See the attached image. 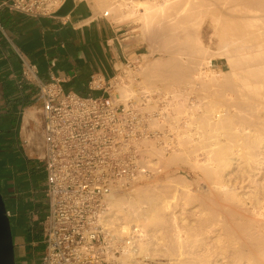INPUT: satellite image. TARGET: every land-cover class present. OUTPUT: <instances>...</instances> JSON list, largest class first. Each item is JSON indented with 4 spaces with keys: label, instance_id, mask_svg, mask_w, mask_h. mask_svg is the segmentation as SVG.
I'll use <instances>...</instances> for the list:
<instances>
[{
    "label": "bare ground",
    "instance_id": "1",
    "mask_svg": "<svg viewBox=\"0 0 264 264\" xmlns=\"http://www.w3.org/2000/svg\"><path fill=\"white\" fill-rule=\"evenodd\" d=\"M136 1L137 3L134 0H98L97 2L107 7V12L115 15L117 19L133 18V20L142 22L145 28L160 24L164 16H168L166 21L172 25L174 30L187 27L194 30L192 27H195V24L201 27V29L198 26V28L195 27L194 31L197 35L191 41V44L197 47L196 52H189L188 63L180 65L185 68V72H181L180 68L176 71L179 72L178 78L186 79L191 89L195 86L203 90L212 89L214 95L210 100L206 96L208 100L205 98L207 101L204 103L202 100L203 106L199 114L189 111L185 118V116L181 117V112L179 114L176 112L177 115L174 116H180L177 119L174 117L175 120L172 118V127L175 126L173 129L176 128L178 131L181 129L179 136L181 137L182 134V139L180 138L179 144L185 146L175 147L177 149L171 152L174 156L170 157H177L180 152L185 153L184 150L192 154L197 152L198 157L195 156L198 158H196L197 164L199 161L202 164V167L198 166L203 168V165H206L204 167L207 170L205 168L204 170L207 175L202 172L205 174L204 178L207 179L205 176L210 177L208 181L211 182V186L209 185L211 194L209 191L208 193L212 196V201L208 195L200 197L203 201L199 202L200 205L195 207V211L192 210L195 220L191 221L189 220L191 218L187 217L189 213L185 214L184 201L185 211L181 207H179L182 209L179 214L175 210L177 208L170 210V207L179 206L180 200L177 202L178 195L175 192L167 196L168 200L165 197V201L159 206L158 199L164 197L158 193L149 195L140 192L137 199H133L128 194L114 193L108 201L107 223L117 232H121L124 229L118 226V222L126 218L128 225L135 222L139 232L142 233L143 229L151 223L165 222L163 226H166L168 222L166 228L171 234H166L177 243L170 248L171 250H168L175 255L179 249L188 247L187 244L190 246L189 250L181 249L182 251L177 252L178 258L170 253L171 258L175 257L176 260L182 256L185 257L184 264H217L219 260H222L219 264H223L224 261V264H264V0H139L140 3ZM140 6H145L146 10L139 14ZM207 18L212 23L213 33L211 35L214 34L213 37L217 39L218 46L214 42L216 40L212 42L220 49H218L220 52L217 49L215 51L225 56L230 66L228 70L222 69L219 73H215L216 71L210 68V58L208 61L205 60L211 53L205 45V38L203 39L204 33L207 32L205 31L206 24L203 23ZM210 23L207 25L210 26ZM196 28L199 32H196ZM159 29L164 31L166 28L162 27L164 29L162 30L159 27ZM194 31L193 34H195ZM158 64L157 61L148 65V69L145 67L146 70L143 71L145 79L151 81L147 85L151 83L153 86L156 85L160 71L159 67L154 66ZM164 73L166 75V72ZM169 81L167 86L173 89L169 91L170 96L168 95L166 99L168 104L166 107L171 105L174 98L181 95L183 91H185L183 101L189 99L191 89L184 87L181 90L180 87L175 86L176 81ZM137 83L123 85L120 88L122 96L124 98H148L153 91L152 86L149 87L152 91L151 89L148 91L147 85L140 83V86H135ZM225 89L229 90L231 99L229 101L231 107L226 110L220 107L222 100L215 98L218 94L223 95L222 92ZM153 92L158 93L159 96L161 90L157 87ZM223 100H226L225 105L228 104L227 98ZM155 122L159 123L156 120ZM147 160L150 161V158ZM234 163L237 165V170L225 173L224 171L227 168L230 170L229 167ZM186 186L187 190L184 187L186 191L181 190L180 196L186 192L187 197L192 198L191 182H188ZM174 190L176 191V188ZM205 197L208 201L204 199ZM191 198L187 199L191 200ZM160 207H166L167 209H163L167 212L160 214ZM167 229L164 230L167 231ZM159 233L162 234L160 231ZM148 250L138 241L137 246L131 247L126 253L124 264H139L136 256L152 253Z\"/></svg>",
    "mask_w": 264,
    "mask_h": 264
},
{
    "label": "built area",
    "instance_id": "2",
    "mask_svg": "<svg viewBox=\"0 0 264 264\" xmlns=\"http://www.w3.org/2000/svg\"><path fill=\"white\" fill-rule=\"evenodd\" d=\"M64 2L2 0L0 28L4 6L43 16L56 15ZM22 75L38 83L43 119L37 159L45 173L47 207L34 222L41 229L45 249L33 264H124L126 253L137 246L139 230L132 226L117 232L110 227L108 201L152 172L146 142L160 136L154 124L161 118L157 117L161 111L151 106L152 94L145 99L124 98L120 88L130 83L122 69L109 79L92 75L89 83L102 90L99 95L68 90L58 77L39 81L38 68L31 62L24 63ZM8 214L11 217L9 209ZM31 231L35 248L37 229L33 226ZM140 257L136 256L138 262L143 260Z\"/></svg>",
    "mask_w": 264,
    "mask_h": 264
},
{
    "label": "crops",
    "instance_id": "3",
    "mask_svg": "<svg viewBox=\"0 0 264 264\" xmlns=\"http://www.w3.org/2000/svg\"><path fill=\"white\" fill-rule=\"evenodd\" d=\"M1 22L0 189L13 223L22 222L29 234L36 213L45 211L33 207V196L26 198L38 192L33 170L42 150L43 119L38 83L23 77L24 63L37 66L39 81L58 77L68 90L99 95L102 90L89 83L92 75L114 77L140 54L141 45L134 29L97 12L90 0H74L64 15L30 16L4 6Z\"/></svg>",
    "mask_w": 264,
    "mask_h": 264
},
{
    "label": "rangeland",
    "instance_id": "4",
    "mask_svg": "<svg viewBox=\"0 0 264 264\" xmlns=\"http://www.w3.org/2000/svg\"><path fill=\"white\" fill-rule=\"evenodd\" d=\"M90 1L94 4V7L97 10V12H100V13L108 16L110 19H112L114 22H116L119 25H124L128 29H134L133 32L135 34H137V36H138V39H139V42L141 45L140 54L138 56H136L129 64L122 67V70L126 73V77L124 79L125 81L130 82V84L133 83V85L135 83L139 82L135 86H138L140 83H142L141 85H147L151 81L148 79H145V74H143V71H145L146 68L148 69V67H147L148 65H151L157 61L159 62L158 65L154 66V67H159L158 70L160 71L159 72L160 75L158 76L159 78L156 81L157 83H156V85L154 84L155 86H153L151 83V85H147L148 86L147 88L152 86L151 88H153V91L155 88L157 89V87H158V89L161 90V93L158 96V93L157 94L154 93L151 88L148 89V91L150 89H151L150 91H152V93L150 92L152 94V99L150 102L153 104L151 106L158 111H163V112L167 111L164 114L166 117L168 116V118H165V116H162L161 114L163 112H161V114H159L157 116V117H161V119L159 118L160 121L158 118H157L158 120L155 119L159 123L157 124V122H155L156 125L154 124V126L156 129L160 130V136H156L152 140H149L148 142H146L150 146V149L147 153L150 156L149 157L150 158L149 165L152 169V172L150 173V175H147V176L141 178L140 182L137 183L136 185L130 186L128 189L120 191L117 194H121V195L122 194H128V195H131L133 199H135V198L137 199V196L139 195L140 192H143V193L149 194V195H153V194L157 195V193H158V195L164 197L163 199L162 198L158 199L157 204L159 206V205H162L161 203H163V201H165V197L168 200L169 198L167 196H169L171 194L173 195V193L175 192V194L177 193V195L179 196V198L177 196L176 200H177V202L180 200L179 203H181V204L178 203V205H179L178 207H175V206L170 207L171 208L170 210L177 208L175 210L177 211V214H179L182 210L181 208H183V210L185 211V205H186L185 214L189 213L187 215V217L191 218V219H189V218L188 219L193 221V219L195 220V218H194L195 216L193 214L195 211L194 209H195V207L197 208L198 204L200 205L199 202L203 201V199H201L200 197H202V196L204 197V196L208 195V196H210L208 198L212 201V196L210 195L211 193L209 191V188H210L209 185L211 182L208 181V179H210V177L205 176V177H207V179L204 178V175L206 174L205 170H204V168L206 169V167H204V166H206V165H203V168H201L202 164H200V161L197 164V162H198V160L196 161V158L198 157L196 154L197 152L194 153L193 151H191V152H193V154H192L188 150L187 151L184 150L185 153L180 152L179 154H177L178 155L177 157L176 156L170 157V156H174L173 155L174 153H171V152H173V150L177 149L175 147L180 146L179 143H180V140L182 139V134H181V137L179 136L180 135L179 131L181 129L179 131L176 128L173 129V127H175V126L172 127V125H173L172 121L175 120V118L177 119V117H179L180 115H181V117L185 116V118H186V115L188 116L187 113L189 111H193V112H195V114H199V112L203 106L204 101H207L208 98H209V100H210V98L213 99V95H214V90H212V89L203 90V89H200L199 87H196V86L191 89V87L187 83L188 81H186V79L181 78V80H180L178 78L179 72L176 71V70H178V68H180L181 72H183V71L185 72V68L180 67V65L188 63V58L190 56L189 52H196V50H197V47L195 45H192L191 41L194 40V36L197 35V33H195L194 30H195V27H197V26L199 27V24L194 25V23H193V25L195 27H192V28H194V30L191 29L190 25H189L190 28H188V27L186 29L178 28V29L174 30L172 25L166 21L168 16H164L163 22H161L160 24H157L161 29H162V27L164 29L166 28L165 30L164 29H162V30L167 31L168 33L167 32L164 33V31H161L157 25H153L152 28L151 27L145 28L144 25L142 26V24H143L142 22H139L138 20L137 21L133 20V18L117 19V17H115V15L109 13V11L107 12V10H108L107 7H104L100 2H97L98 0H90ZM134 1L137 3L136 0H134ZM140 1L138 0V3H140ZM145 10H146L145 6H140L138 8V13L140 14V13L144 12ZM207 20H208V18L203 23L204 25L206 24L205 25L206 27L203 25L205 27V31L207 30V32L204 33L205 36H203V39L205 38L204 39L205 45L208 48V51L211 53H209V56L206 57L205 60L208 61L210 58V60H211L210 68L211 69L213 68L212 70L216 71L215 73H219V71H221L222 69L228 70L230 68V66H229V63H228L226 57L221 55V54L219 55V53L217 52L220 49L217 48L218 43H216L217 39L215 38V36L213 37L214 34L211 35L213 33V26H212V23H210V21H209L210 17L208 20L209 22ZM207 23L208 24L210 23V26L207 25ZM155 26L158 28L156 29ZM142 27H144L145 29ZM199 28L201 29V27H199ZM209 28H210V30L211 29L212 30L210 31ZM144 30H146V31H144ZM190 30H192L191 33H190ZM193 31L195 34H193ZM197 31H198V29L196 30V32ZM160 32H163V33H160ZM209 34H210V36H209ZM188 36H190L191 38L188 39L187 38ZM211 37L213 39H211ZM214 40H216V41H214ZM212 41H214L217 44V46H215L214 45L215 43H213ZM212 43L215 47L212 45ZM209 44H211V46ZM208 46H210L211 49ZM212 46H213V49H212ZM216 49H217V51H215ZM213 50H214V52H213ZM180 52H183V53L180 54ZM212 52H213V54H212ZM215 52L217 54H214ZM212 55H214V56H212ZM216 55H218V56H216ZM164 72H166V75H164L165 74ZM175 77L177 79H175ZM165 80H167V81H165ZM168 81L169 82H175L176 81L175 86H177V88L180 87L181 90H183L184 87H188L189 89H191V91H189L190 92L189 99L186 101H183V100H185V91H183L181 95H178L176 98H174L175 100L172 102L171 105L169 104V106L166 107V105H168L166 103L167 102L166 99H167V97L170 96L169 91H171L173 89V87L167 86ZM222 93H223V95L218 94V95H216L215 98H217V100H219V101H220V99L222 100L220 102V104H222L220 106L221 108H223V109L225 108V110L230 109L231 103L229 101L231 99L229 96V90L225 89ZM196 97L198 98V100ZM205 98H207V100ZM226 98L228 100V104L226 103L227 107L224 104V101L226 102V100H223ZM202 100H203V103H202ZM200 101H201V103H199ZM164 107H166V108H164ZM218 107H219V105H218ZM176 112L178 114L180 112L181 113L179 116L175 117L174 115H177ZM172 118H174V119L172 120ZM168 125H170V126L168 127ZM168 135H169V137H168ZM184 146L185 145L180 146V147H184ZM155 148H156V150H155ZM158 150H160V151H158ZM161 150H162V152H161ZM192 155H194V156H192ZM195 156H197V157H195ZM154 162H156V163H154ZM198 165L201 167H199ZM229 168L231 171L228 170V168H227L224 172L225 173H228V172L232 173V171L235 172V170H237V165H235V163H234V165H232ZM202 172L205 174H203ZM237 172H239V171H237ZM171 177H173V178H171ZM33 178H34V182H35L34 187L37 188L38 192L35 195L30 194L29 196H26V198L29 199L30 196H33L32 197V199H33L32 205L34 208L36 206L46 208L47 203L45 200V194L43 192V187L45 186V173L41 169L39 164L34 166ZM184 179H185V181H184ZM174 182H175V184H172ZM182 182H183V184H182ZM188 182H191V191H192L191 193L193 196L192 198L189 196L187 197L186 192L182 193L183 196L182 195L180 196L181 190L183 191V190H185V188L187 190L186 184H188ZM173 188L174 189L176 188V191ZM167 189H170V190L172 189L174 191L171 190V193H170L169 192L170 190H167ZM196 189H198V190H196ZM165 191L166 192L168 191V192L166 193ZM208 191L210 194L208 193ZM204 192H206V193H204ZM161 194H163V195H161ZM184 194H185V196H184ZM180 198H182V200ZM183 198H184V200H183ZM187 198H189V199L191 198V200H189ZM208 198L206 199V197H205L204 199L208 201ZM187 200H188V202H186ZM192 200H193V203H192ZM196 200H197V202H196ZM183 201H184L185 205L183 204ZM207 201H205V203ZM211 201H209V203ZM187 205H188V208H187ZM179 207H181V208H179ZM163 208L167 209L166 207H163ZM163 208H161V207L159 208V213L161 212L160 214H162V215L167 212ZM149 209H150V206H149ZM192 210H194L193 213H192ZM36 218L37 219L41 218V215L37 214ZM20 220L22 221V218ZM119 221L120 222H118V226L124 230L126 228L127 229L130 228V226L131 227L136 226L135 222L131 223V225H128L129 222L126 218H122ZM167 223H166V226H163V225H165V222L164 223L163 222H158V223L156 222L154 224L151 223L143 229L142 233L139 232V235H140L139 242H141L143 245H145V248L147 247L149 249L148 252L151 251L152 253H146L143 256L141 254L140 255L141 257L139 259L140 260L143 259V260H142V262L140 261L137 263L142 264V263H146L148 261H149V264H184L185 263L184 262L185 257H183L182 255H181L182 258L180 257V259H177V260L175 259V257L171 258L173 252L172 251L170 252L168 249H170L172 246L176 245L177 243L175 240L170 239L171 237L169 235L171 233H169L170 231L166 228L168 225ZM21 225H22V222L19 225L15 226L16 227L15 228L16 229V250H17V255L19 257V264H21V261H20L21 257H23L30 249V246L28 245V241L33 240L32 233L27 234L29 231L21 228ZM163 227L165 230L167 229V231H165L163 229ZM34 228L37 229V231H36L37 235H35V238L37 240H39V243L37 244V246L35 248L31 247L32 253L30 254V257H29V260H31V261H34V259H36V258L40 259L43 255L44 249H45V245L41 241L42 234H41V229L39 228L38 223H35ZM23 231H25L27 233L24 234ZM159 231L162 234H160ZM166 233L169 235H167ZM156 234H158V235H156ZM161 237H163L164 239L162 240ZM168 238L170 241L168 240ZM168 246H170V247H168ZM186 246H188L190 249V246L188 244ZM188 247H186L185 249L187 250ZM181 249L183 250L184 248H181ZM181 249H179V251ZM179 251H177V252H179ZM177 252H175V255L173 254L174 256H176V258H178L176 255ZM170 253H172L171 256H170ZM21 254H22V256H21ZM181 259L182 260L184 259V260L182 261ZM220 262H222V260H219L217 262V264H219ZM224 262H223V264H224Z\"/></svg>",
    "mask_w": 264,
    "mask_h": 264
},
{
    "label": "water",
    "instance_id": "5",
    "mask_svg": "<svg viewBox=\"0 0 264 264\" xmlns=\"http://www.w3.org/2000/svg\"><path fill=\"white\" fill-rule=\"evenodd\" d=\"M74 6V0H65L57 14H67ZM0 264H16L15 242L7 203L0 189Z\"/></svg>",
    "mask_w": 264,
    "mask_h": 264
},
{
    "label": "flooded vegetation",
    "instance_id": "6",
    "mask_svg": "<svg viewBox=\"0 0 264 264\" xmlns=\"http://www.w3.org/2000/svg\"><path fill=\"white\" fill-rule=\"evenodd\" d=\"M11 218V217H10ZM12 221V219H11ZM13 222V221H12ZM12 223V226H13V232H14V242H15V261H16V264H19V257L17 255V250H16V225ZM27 232H25L26 234ZM28 234V233H27ZM32 241H28V245L30 246V249L29 251L23 256L21 257L20 261H21V264H33V261L29 260V257H30V254L32 253V250H31V247H32ZM22 256V254H21Z\"/></svg>",
    "mask_w": 264,
    "mask_h": 264
},
{
    "label": "trees",
    "instance_id": "7",
    "mask_svg": "<svg viewBox=\"0 0 264 264\" xmlns=\"http://www.w3.org/2000/svg\"><path fill=\"white\" fill-rule=\"evenodd\" d=\"M7 203V202H6ZM8 207V206H7Z\"/></svg>",
    "mask_w": 264,
    "mask_h": 264
}]
</instances>
